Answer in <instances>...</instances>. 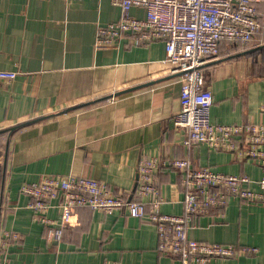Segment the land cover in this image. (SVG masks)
<instances>
[{
	"label": "crops",
	"instance_id": "1",
	"mask_svg": "<svg viewBox=\"0 0 264 264\" xmlns=\"http://www.w3.org/2000/svg\"><path fill=\"white\" fill-rule=\"evenodd\" d=\"M257 9L263 18L264 4ZM131 13L141 17L144 10ZM120 16L111 0H0V69L19 72L0 80V131L12 130L0 148V264L5 258L18 264H184L159 251L156 224L124 210L75 206L62 237L52 238L53 227L36 218L21 190L42 174L95 177L114 194L132 196L140 161L153 157L162 211L182 214L188 186L170 160L189 157L195 168L248 172L252 186L263 173L234 151L185 144L186 129L174 124L180 80L166 61L164 40L95 48L98 26ZM203 72L214 94V122H264L263 28L247 45L223 43ZM48 215L60 221L58 208ZM4 230L18 236L3 245ZM186 230L202 241L257 247L208 264H264V197L232 196L225 207L192 218Z\"/></svg>",
	"mask_w": 264,
	"mask_h": 264
},
{
	"label": "built area",
	"instance_id": "2",
	"mask_svg": "<svg viewBox=\"0 0 264 264\" xmlns=\"http://www.w3.org/2000/svg\"><path fill=\"white\" fill-rule=\"evenodd\" d=\"M120 6L116 21L99 25L95 38L96 49H120L128 44H147L164 40L166 61L180 80V109L174 124L186 129L185 144L207 143L238 153L244 160L258 164L262 175L253 178L244 174H226L208 166L195 168L189 157L174 158L170 164L184 172L188 186L184 197L185 211L170 214L162 211L154 174L158 161L146 157L140 161L136 190L132 196L114 194L95 177L74 173L42 174L38 180L25 182L22 192L29 196L28 206L38 220L51 225V236L63 235L72 208L90 206L105 213L124 210L156 224L161 253L179 257L184 264H208L214 259L237 256L240 252H255L256 246L208 242L188 235L190 220L223 208L230 197L249 201L264 197V122L217 123L211 119L214 94L205 87L203 66L219 57L224 41L247 45L264 24L258 18L257 4L264 0H111ZM137 7L144 10L139 17L131 13ZM18 71L0 69V80H13ZM239 140V141H238ZM238 141V142H237ZM241 142V143H240ZM58 208L59 220L48 215ZM17 233L4 230L3 245ZM2 264H18L4 259ZM40 264V263H22Z\"/></svg>",
	"mask_w": 264,
	"mask_h": 264
},
{
	"label": "trees",
	"instance_id": "3",
	"mask_svg": "<svg viewBox=\"0 0 264 264\" xmlns=\"http://www.w3.org/2000/svg\"><path fill=\"white\" fill-rule=\"evenodd\" d=\"M258 16V15H257ZM264 25V24H263ZM262 25V27H261V29L263 28L264 29V26ZM257 34V33H256ZM255 34V35H256ZM254 38V37H253ZM252 38V39H253ZM251 41V40H250ZM230 43V44H232L233 42H229V41H224V42H222L221 44H220V50H221V45L223 44V43ZM234 44V43H233ZM249 44V43H248ZM219 50V51H220ZM18 128V127H17ZM15 130V129H14ZM11 129H8V130H1L0 131V148H5V146H6V143L10 140V138H11Z\"/></svg>",
	"mask_w": 264,
	"mask_h": 264
}]
</instances>
